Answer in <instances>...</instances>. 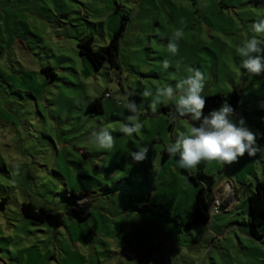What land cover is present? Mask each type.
<instances>
[{
    "label": "rangeland",
    "instance_id": "obj_1",
    "mask_svg": "<svg viewBox=\"0 0 264 264\" xmlns=\"http://www.w3.org/2000/svg\"><path fill=\"white\" fill-rule=\"evenodd\" d=\"M260 15L264 0H0V264H264V236L253 238L246 205L264 182V75L249 76L234 52ZM121 23L118 67L104 60L95 71L77 43L92 37V49L105 53ZM184 66L206 74L205 97L240 96L236 114L259 146L232 165L206 164L224 204L192 227L196 187L177 158H162L191 122L159 112L173 104L153 113L142 97L145 88L174 86ZM126 93L142 109L143 128L131 137L118 131L128 113L117 100ZM93 101L100 112L88 108ZM102 125L115 137L110 151L87 146ZM141 146L148 157L132 161ZM26 203L49 219L24 218Z\"/></svg>",
    "mask_w": 264,
    "mask_h": 264
},
{
    "label": "clouds",
    "instance_id": "obj_2",
    "mask_svg": "<svg viewBox=\"0 0 264 264\" xmlns=\"http://www.w3.org/2000/svg\"><path fill=\"white\" fill-rule=\"evenodd\" d=\"M249 31L250 35L237 43L234 52L240 58L239 67L249 76L258 77L264 75V15L256 16ZM180 44L181 35L177 30L169 36L168 54L172 57L178 56ZM171 66L169 59L162 61L163 70L166 71ZM181 66L182 62L177 61L176 69L179 70ZM184 70L187 75L178 79L174 86L165 84L161 87L145 88L142 92V97L150 100L149 108L153 113L162 104H173L176 116L188 118L191 122L187 129L177 131L174 139L166 145L167 154L177 158L175 166L195 171L201 163L229 166L245 155L255 156L259 148L258 133L247 125L243 116H237L227 100L219 109L204 116L206 97L203 93L207 76L198 68L184 66ZM117 103L128 113L127 122L118 131L125 137L139 135L143 128L140 119L142 109L128 93L119 97ZM261 107H264V103ZM114 144L112 130L103 125L94 128L87 141V146L97 151H110ZM149 151V147L141 146L131 152L130 158L134 162H142L148 157Z\"/></svg>",
    "mask_w": 264,
    "mask_h": 264
},
{
    "label": "trees",
    "instance_id": "obj_3",
    "mask_svg": "<svg viewBox=\"0 0 264 264\" xmlns=\"http://www.w3.org/2000/svg\"><path fill=\"white\" fill-rule=\"evenodd\" d=\"M125 20V19H123ZM125 29V24L121 23L118 30L114 32L111 40L105 47V53L94 51L92 49V37L86 38L77 43L78 53L81 57H85L95 71L100 70L104 60L109 62L111 68H117V56L119 42ZM41 73L49 82L56 79L55 73L50 68H44ZM227 102L233 107L235 113L238 111L240 96L236 92H230L222 96L206 97V106L203 115L207 116L213 110L220 108L221 104ZM90 110L101 111L99 101H93L89 104ZM159 112L166 115L175 113V108L171 105L163 106ZM158 112V113H159ZM171 112V114L169 113ZM166 150L162 154L163 161L168 157ZM206 164L201 163L194 174H189L187 170L182 169L188 180L196 187L195 202L191 214L189 215L187 225L192 227L197 224L208 223L211 220L210 205L214 200L212 194V178L205 172ZM246 205L249 215L251 234L255 240H261L264 236V182L257 181L254 184L253 192L246 199ZM4 208V201L0 202V211ZM20 212L26 219L39 223H44L49 219V215L41 208L37 209L30 203L21 204ZM88 215L80 216V219L86 218Z\"/></svg>",
    "mask_w": 264,
    "mask_h": 264
},
{
    "label": "built area",
    "instance_id": "obj_4",
    "mask_svg": "<svg viewBox=\"0 0 264 264\" xmlns=\"http://www.w3.org/2000/svg\"><path fill=\"white\" fill-rule=\"evenodd\" d=\"M219 201H221V200H218V199L216 200L215 198L212 201V203L210 205V215H211V217H214L215 215H217L221 211L224 203L222 202L220 204Z\"/></svg>",
    "mask_w": 264,
    "mask_h": 264
},
{
    "label": "water",
    "instance_id": "obj_5",
    "mask_svg": "<svg viewBox=\"0 0 264 264\" xmlns=\"http://www.w3.org/2000/svg\"><path fill=\"white\" fill-rule=\"evenodd\" d=\"M174 116H176L175 113H174V115H172V117H174ZM176 118H181V117L176 116ZM176 118H175V119H176ZM183 119H188V118H183Z\"/></svg>",
    "mask_w": 264,
    "mask_h": 264
}]
</instances>
